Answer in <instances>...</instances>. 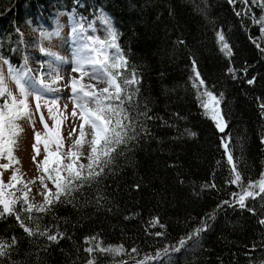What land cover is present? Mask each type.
<instances>
[{
	"label": "trees",
	"instance_id": "trees-1",
	"mask_svg": "<svg viewBox=\"0 0 264 264\" xmlns=\"http://www.w3.org/2000/svg\"><path fill=\"white\" fill-rule=\"evenodd\" d=\"M61 16L110 22L126 135L99 176L44 211L0 207V264H264V0H0V62L44 70L38 36Z\"/></svg>",
	"mask_w": 264,
	"mask_h": 264
},
{
	"label": "snow or ice",
	"instance_id": "snow-or-ice-1",
	"mask_svg": "<svg viewBox=\"0 0 264 264\" xmlns=\"http://www.w3.org/2000/svg\"><path fill=\"white\" fill-rule=\"evenodd\" d=\"M110 23V22H109ZM111 36L110 41L100 40L98 38L92 39V43L95 45L90 49L92 53H96V55H88V56H80L74 53V63L75 67L72 68L73 72H79L80 77H72L68 87H70L71 94L67 99H70L73 103V110L71 115L73 117L77 116V109H79V117L83 123L79 124V134L76 135L77 129L73 127L68 132V138L72 139L73 136H76L75 139L72 140V144L69 146V149L66 153L67 157L71 160L70 163L65 164L63 168L60 166L59 156H57L55 160V167L49 168L50 157L54 155L53 152L49 151V143H54L56 145L57 151L63 148V140L61 139L60 133V124L61 119L57 118V115L54 114L53 106L58 107V99L55 98L51 100L49 104L47 101L45 102V106L48 108V113L50 118L55 122L53 127L50 128L48 123L44 119L43 113H40V122L43 124L45 132L43 134L44 139L42 141L41 132L34 131V143L32 144V149L34 151V155L32 156V161L36 163L38 171L41 173L38 177L31 180H23V174L20 172V169L14 168L12 171V175L9 177L7 184L3 181V173L0 172V204H3V211L5 213H12L13 208L10 207L9 202L4 197L5 188H14L17 183H21L23 185V204L27 205L25 211L31 212L33 209L36 211H44L46 205H50L53 203V200L49 199L50 196H54L55 200H59L62 194H66L70 187L75 186L74 182L82 179H91L95 176H99L101 172L104 170V165L108 164L112 160L111 153L115 151L114 145H119L124 143V135L126 132L124 131L125 125L123 124V120L128 119L127 115H123L124 110L119 105H113L110 103L112 100L120 101L121 93L123 88L121 87V83L117 82V77L119 73H115L113 70L117 68L123 67L127 62L122 55L119 54V47L116 43V33L114 31L110 32ZM221 40L224 39L223 36L220 37ZM225 48L228 47L227 44L224 45ZM105 48H114L117 49V56L111 63H109V57L104 55L101 57V53ZM40 51L42 53H46L49 56L55 57L57 60L62 59L58 57L53 52H46L44 48H41ZM5 64L8 63L7 60L4 61ZM85 65H89L91 67L92 78L99 80L101 77H106V87L96 88L95 85H86L82 83L83 78L89 75V72L85 70ZM9 73L12 74V69L9 68ZM15 82L19 88L20 99H17L15 95H13L12 91L8 88L5 83L3 74H0V98L2 102H0V159H7L8 163L0 164V169L8 170L13 165H19L20 160L14 155V149L18 144V137L21 133L24 132V128L18 123V121L27 119L33 128L35 129V122L32 120V111L29 108L28 104V91L25 88V83H22L23 75L20 77H16L15 74H12ZM197 75H199L197 73ZM61 79L59 75L56 76V79L53 83L58 82ZM43 84V80L40 81ZM124 85H131L137 83L135 78V74L133 73L131 78L124 79L122 81ZM203 84V81H200ZM251 83V81H249ZM47 91H58V89L51 88L48 85H45ZM207 95L215 100V97L209 92ZM37 103L35 105L36 111L39 112L41 108V104L39 103L41 97L37 95L35 97ZM131 100V96L128 97ZM218 103V101H217ZM89 104H93L94 107H89ZM204 107H208L207 104ZM64 110H67V105H64ZM61 116L64 120L67 119L66 116ZM215 115L213 119H215ZM85 124L89 125L91 128V140H86V132H85ZM114 127H109L113 125ZM218 127L221 125L218 124ZM54 129V132H53ZM221 130L223 128L221 127ZM101 141L103 143L101 144ZM43 142L44 144V152L46 155L44 156L42 161L37 162L36 157L40 155L39 144ZM84 144H88L90 146V152L87 157L88 164H80L78 169H73V163L79 158V155H82V148ZM97 145H101L99 148ZM231 160V156L229 157ZM87 168V175L85 176L83 169ZM97 168L99 171H97ZM61 171H66L67 176H61ZM51 173H55L52 175ZM50 180L55 185V192L53 193L51 189L48 188L45 180ZM39 180L40 185L42 186V191H39L38 194L43 196V202L40 204L29 203V195L32 192V188L30 187L32 184H35L36 181ZM240 180L239 173L236 174V181ZM252 187V185H249ZM260 190L264 192V181H261L259 184ZM10 197H13L12 204H15L19 198H15L14 193H8ZM246 195H253L251 192H247ZM244 196L240 197L241 206L243 207ZM17 220H20L19 215H17ZM264 223V221H261ZM21 226L24 227L23 222H21ZM26 232L32 234L31 230L28 227H24ZM42 235L44 233H41ZM49 240H56L57 237L55 235H49ZM183 243V241L181 242ZM7 245L0 243V255H4L3 249ZM102 251H120V249H101ZM88 251H92V249H88ZM135 251V249H133ZM91 264V262H89Z\"/></svg>",
	"mask_w": 264,
	"mask_h": 264
},
{
	"label": "rangeland",
	"instance_id": "rangeland-1",
	"mask_svg": "<svg viewBox=\"0 0 264 264\" xmlns=\"http://www.w3.org/2000/svg\"><path fill=\"white\" fill-rule=\"evenodd\" d=\"M58 25L60 29H56V32H52L44 36H38L40 38V44L38 42L39 53L45 55L46 59L48 60L47 65L44 67V70L36 72L35 67H32L30 63H26L21 73H16L12 71V74H15L16 77H20L21 75H23V79L21 80L22 83H25V81H27V83H25V88L29 93L28 104L33 114L32 120L35 122V129L33 130L27 119L18 121V123L24 128V132L21 133L20 136L17 138L18 144L14 149V155L20 160V164L13 165L8 170L0 169V172L3 173V181L5 184H7L9 177L12 175L13 169L17 167L23 174V180L25 181L35 179L36 177L41 175V173L37 169L36 163L32 161V156L34 155L32 144L35 142L34 131L41 132V139L43 141V134L45 132V129L43 127V124L40 122V113H43L44 119L48 123L49 127H53L55 122L50 118L48 108L47 106H45V102L47 101L50 104L51 100L55 98H59L58 107L53 106V108L54 114L57 115L58 119H61L60 133L64 146L62 149L57 151L56 145L54 143H49V151L54 153V155L50 157L49 168L51 169L55 167L54 162L57 156H59L61 168H63L65 164L71 162V160L67 157L66 153L69 149V146L72 144V140L75 139L76 136H73L72 139H69L68 132L73 127H76V135H78L79 124L83 123V121H81L79 117V109H77L76 117H73L71 115L73 110V103L70 99H67V97H69L71 94L70 87H68L71 78L80 77L79 72L72 71L75 59L73 54H79V52H81L83 54L82 56L96 55V53H92L90 51V49L95 45L92 43V39L89 38L91 37L93 39L98 38L100 40L110 41L111 36L109 35V33L113 30L108 20L100 16L95 17V19L85 25L82 30L74 28V26L71 25V21L65 20L62 16L58 19ZM41 48H44L46 52L55 53L58 57L62 59L63 62H61V60H57L55 57L47 55L46 53H42L40 51ZM119 54L122 55L120 50ZM104 55H107L109 57V63H111L113 59H115L117 56V49L105 48L101 53V57H103ZM123 68L124 66L121 68L114 69L113 71L117 73ZM85 70L89 72V75L83 78L82 83L86 85H95L96 88H103L107 86L106 77H101L99 80L93 79L91 67L89 65H85ZM0 74H3L5 83L7 84L8 88L12 91L13 95H15L17 99H20L21 96L19 88L15 82V79L13 78V75L9 73V67L4 62H0ZM57 75H59L61 79L58 82L53 83ZM41 80H43V84L40 83ZM45 85H48L54 89H58V91H47ZM37 95L41 97L39 101V103L41 104L39 112L36 111L35 107L37 103L35 97ZM2 99L3 98H0V102H2ZM201 100L205 112L215 123L216 127L219 130H221V127L224 129V121L221 115L219 103H217L218 100L216 98L215 100H212L207 95L206 91L201 92ZM115 102L116 100L110 101V103H112L114 106L116 105ZM205 104L208 105L207 108L204 107ZM64 105H67L66 111L64 110ZM89 107H94V105L89 104ZM61 113L63 114V116L67 117L66 120L62 118ZM214 115L216 117L215 119H213ZM218 124L221 125V127H218ZM109 127H114V124L110 125ZM85 132V139L91 140V128L87 124H85ZM38 147L40 148V155L36 157L37 162L42 161L44 156L46 155V153L44 152L43 142H41ZM81 151L83 154L79 155V158L75 161V163H73L74 170L78 169V166L80 164H88L87 157L90 152V146L88 144H84ZM4 163H8V160L0 159V164ZM63 173L67 172L61 171L60 175L63 176ZM51 174L55 175V173ZM261 181H264V176ZM45 183H47L48 188L51 189V181L46 179ZM30 187L32 188V192L29 195V203H37L43 197L38 194L39 191L43 190L39 180H37L36 183L32 184ZM23 191V185L21 183H17L14 188H5L3 199L7 200L9 204L12 203L11 201L13 197H10L8 193H14L15 198L22 199L23 201ZM0 207H3V204H0Z\"/></svg>",
	"mask_w": 264,
	"mask_h": 264
},
{
	"label": "bare ground",
	"instance_id": "bare-ground-1",
	"mask_svg": "<svg viewBox=\"0 0 264 264\" xmlns=\"http://www.w3.org/2000/svg\"><path fill=\"white\" fill-rule=\"evenodd\" d=\"M79 54H80V56H82V55H83L81 52H79ZM79 54H78V55H79ZM74 60H75V59H74ZM73 65H74V67H75V63H74Z\"/></svg>",
	"mask_w": 264,
	"mask_h": 264
}]
</instances>
